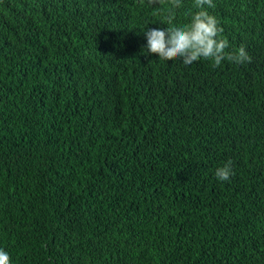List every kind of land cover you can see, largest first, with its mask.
I'll return each mask as SVG.
<instances>
[{
	"label": "trees",
	"instance_id": "1",
	"mask_svg": "<svg viewBox=\"0 0 264 264\" xmlns=\"http://www.w3.org/2000/svg\"><path fill=\"white\" fill-rule=\"evenodd\" d=\"M214 3L250 64L145 54L147 0H0L11 264H264V0Z\"/></svg>",
	"mask_w": 264,
	"mask_h": 264
},
{
	"label": "clouds",
	"instance_id": "2",
	"mask_svg": "<svg viewBox=\"0 0 264 264\" xmlns=\"http://www.w3.org/2000/svg\"><path fill=\"white\" fill-rule=\"evenodd\" d=\"M147 4L153 15L163 16L167 28L142 29L147 40L145 54L157 55L160 61L180 60L185 66L200 60L211 61L214 68L221 67L224 61L237 65L252 62L243 45L227 51L230 44L222 35L224 29L216 16L208 11L216 7L214 0H194L196 11L189 14V20L184 24L174 23L176 10L183 6L182 0H147ZM234 174L230 160L215 171L220 182L229 181ZM0 264H11L9 254L3 249H0Z\"/></svg>",
	"mask_w": 264,
	"mask_h": 264
},
{
	"label": "bare ground",
	"instance_id": "3",
	"mask_svg": "<svg viewBox=\"0 0 264 264\" xmlns=\"http://www.w3.org/2000/svg\"><path fill=\"white\" fill-rule=\"evenodd\" d=\"M229 1V0H228Z\"/></svg>",
	"mask_w": 264,
	"mask_h": 264
}]
</instances>
